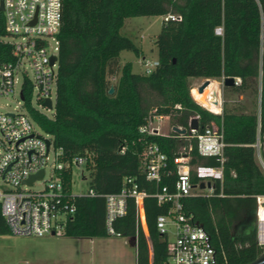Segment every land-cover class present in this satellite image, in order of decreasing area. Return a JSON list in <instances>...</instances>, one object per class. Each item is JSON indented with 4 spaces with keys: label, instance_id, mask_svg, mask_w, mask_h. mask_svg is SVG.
<instances>
[{
    "label": "trees",
    "instance_id": "1",
    "mask_svg": "<svg viewBox=\"0 0 264 264\" xmlns=\"http://www.w3.org/2000/svg\"><path fill=\"white\" fill-rule=\"evenodd\" d=\"M172 13L180 18L163 20L155 36L157 65L150 72L133 70L130 60L121 63L120 52L141 48L120 32L125 18ZM0 12V34L6 33ZM222 32L217 33L216 27ZM59 56L53 115L29 106L33 118L53 135L67 164L63 183L69 191L75 153L88 151V187L96 195H77L76 211L64 234L77 237L118 235L135 241V264H168L166 233L156 225L171 201L159 203L154 193L166 185L175 189L178 177L174 157L186 155L190 182L201 187L198 165L222 168V177L211 180V191L182 198L183 211L202 223L210 235L217 264H242L260 252L251 217L258 194H264V171L258 162L256 142L264 135V0H63L58 32ZM10 58V45L0 41V59ZM239 78L223 87L250 92L258 100L248 110L241 103L213 112L192 94L195 78ZM113 91L110 92V87ZM25 95L31 96L30 85ZM155 114L170 119L185 133H146L139 126ZM197 117V131L215 125L225 142L223 157L201 154L189 121ZM156 143L166 155L159 180L147 178L141 155ZM123 147V151H121ZM264 149V144H262ZM133 177L143 199L144 223L137 217L133 197L126 211L112 220L114 234L106 227L103 194L119 191L125 177ZM244 226L245 231H236ZM0 211V234L9 233Z\"/></svg>",
    "mask_w": 264,
    "mask_h": 264
},
{
    "label": "built area",
    "instance_id": "2",
    "mask_svg": "<svg viewBox=\"0 0 264 264\" xmlns=\"http://www.w3.org/2000/svg\"><path fill=\"white\" fill-rule=\"evenodd\" d=\"M2 1L3 9L0 12L3 14L6 33L0 34V41L10 45V58L0 59V95L14 92L19 83L20 99L14 110L0 112L1 215L13 234L45 236L58 231L64 232L68 220L76 211L75 196L96 195L90 187L77 193L72 190L75 170L80 181L88 180L86 163L91 160V155L85 151L75 153L71 157L73 170L71 189L68 191L62 178L67 164L60 159L62 148L54 145L53 135L45 131L33 118L28 109V104L33 107L31 99L28 100L25 95V86L30 85L31 95L35 96L43 109L52 111L53 115L58 75V32L62 25L63 0ZM176 18L179 19L180 15H162L163 20ZM216 32L221 33L222 27H216ZM52 56H55V59L51 62ZM157 63V59H143L145 72H150ZM221 79L223 82L224 77ZM238 80L239 78H235V83ZM47 98L51 101L50 107L45 103ZM37 110L51 116L40 109ZM165 116L153 115L147 123L139 126L140 131L168 133L173 126L165 132L160 125ZM189 129L197 137L201 154H217L223 157L225 142L215 125H206L201 132L191 127ZM254 146L258 162L264 171V149L259 136ZM187 159L186 155L174 157L178 168L175 189L171 191L164 185L154 193L159 203L171 201L168 212L157 216L156 225L161 233L173 234V239H167L168 264H217L210 235L203 226L195 222L192 215L183 211L182 198L202 189L190 182ZM141 161L147 178L159 180L160 170L166 164V155L156 143L146 146ZM40 169H43L40 177H36L31 183L26 182L27 177ZM196 174L201 181H210V185L205 187L211 191V180L222 177V168L198 165ZM37 181L42 182V186L34 188L33 185ZM103 195L108 233L114 234L112 220L126 211V199L129 196L134 198L137 217L142 221L143 199L146 193L138 188L133 177H125L119 191ZM256 198L257 242L262 251L264 194H258Z\"/></svg>",
    "mask_w": 264,
    "mask_h": 264
},
{
    "label": "rangeland",
    "instance_id": "3",
    "mask_svg": "<svg viewBox=\"0 0 264 264\" xmlns=\"http://www.w3.org/2000/svg\"><path fill=\"white\" fill-rule=\"evenodd\" d=\"M162 21V15H139L125 18L120 32L129 36L141 48L142 54L136 56L133 51L124 49L120 52L121 63L130 60L134 71L145 72L143 59H156L155 36ZM206 79L211 80V85L204 92H200L198 87ZM190 84L195 99L213 112L222 111L224 100L229 106L241 103L248 110L257 107L258 100L255 96L248 91L238 93L224 88L221 78H192ZM215 85L218 89L217 96L220 98L219 106L210 103L208 97ZM19 99L18 83L14 92L0 95V112L14 110ZM30 99L33 107L51 115L52 111L43 109L33 94ZM160 125L163 131L170 130L171 123L168 116L163 118ZM37 129L41 130L39 127ZM261 144H264V137ZM41 186L40 181L33 185L34 188ZM87 187V181H80L75 170L72 190L77 193ZM250 224L257 231L256 211L251 217ZM245 230L244 226L236 227V231ZM168 237L173 239V234L170 232ZM134 253L133 239L126 236L77 237L65 235L63 231L45 236L17 235L11 232L0 234V264H135Z\"/></svg>",
    "mask_w": 264,
    "mask_h": 264
},
{
    "label": "water",
    "instance_id": "4",
    "mask_svg": "<svg viewBox=\"0 0 264 264\" xmlns=\"http://www.w3.org/2000/svg\"><path fill=\"white\" fill-rule=\"evenodd\" d=\"M3 9V1L1 0L0 2V10ZM55 56L51 57V62L54 61ZM210 83L209 79H206L205 81H203V83H201L198 87L199 91H202L204 89L205 86H207ZM235 83V77L233 76H226L223 79V84L224 85H231ZM110 92L113 91V87L111 86L109 89ZM209 100L210 102H212L213 104H220V98L217 96V87L216 85L211 89V91L209 92ZM45 103L50 107L51 106V101L49 98H47L45 100ZM189 127L197 129L198 128V119L197 117H192L189 121ZM173 129L179 133H185L186 132V128L184 127H179L177 125L173 126ZM43 174V169H40L38 172L31 174L29 177H27L25 180L26 182L31 183L36 177H40ZM201 187H204L205 185L209 186L210 185V181H201ZM196 223H198L199 225L203 226L202 223H199L198 221H195ZM242 264H264V246L262 251L252 260L249 261L247 263H242Z\"/></svg>",
    "mask_w": 264,
    "mask_h": 264
},
{
    "label": "crops",
    "instance_id": "5",
    "mask_svg": "<svg viewBox=\"0 0 264 264\" xmlns=\"http://www.w3.org/2000/svg\"><path fill=\"white\" fill-rule=\"evenodd\" d=\"M195 77H193V79H194ZM198 79V78H197ZM163 120V119H162ZM162 120H161V122H162ZM171 127V126H170ZM166 132V131H165ZM206 190H208V189H206ZM209 191V190H208ZM141 223H142V226H143V228H144V230H146L145 229V223H144V216H143V218H142V221H141ZM127 237V236H126ZM133 242H134V245H135V241H134V239H133ZM134 250H135V246H134ZM134 260H135V253H134Z\"/></svg>",
    "mask_w": 264,
    "mask_h": 264
},
{
    "label": "bare ground",
    "instance_id": "6",
    "mask_svg": "<svg viewBox=\"0 0 264 264\" xmlns=\"http://www.w3.org/2000/svg\"><path fill=\"white\" fill-rule=\"evenodd\" d=\"M209 80H210V79H209ZM210 85H211V80H210V83H209L207 86H205L204 89H203L202 91H200V92H204L205 89L208 88ZM217 92H218V89H217ZM208 97H209V94H208ZM209 101H210V100H209ZM210 103H212V102H210ZM212 104H213V103H212ZM213 105H215V106H219L220 104H218V105L213 104Z\"/></svg>",
    "mask_w": 264,
    "mask_h": 264
}]
</instances>
